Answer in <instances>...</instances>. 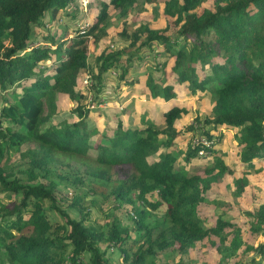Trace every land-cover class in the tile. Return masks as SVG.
Returning a JSON list of instances; mask_svg holds the SVG:
<instances>
[{"label": "trees", "instance_id": "16d2710c", "mask_svg": "<svg viewBox=\"0 0 264 264\" xmlns=\"http://www.w3.org/2000/svg\"><path fill=\"white\" fill-rule=\"evenodd\" d=\"M71 1L0 0V92L11 94L0 107V195L15 196L0 203V263L5 258L14 264H116L102 249L108 245L119 253L120 264H159L160 256L169 255L178 256L172 264H184L182 257L198 246L207 253L201 260L205 264L216 254L220 262L234 263L238 251L254 252L249 262L260 264L264 241H251L264 233V203L243 213L248 221L245 231L222 216L205 227L199 212L208 190L226 174L227 164L216 147L220 129L233 131L236 153L245 167L264 163V0H100L85 27L72 28L71 33L65 28L57 33H49L47 27L38 30L45 13L54 15ZM114 13L122 25L117 37L133 50H102L93 68L88 56L108 35ZM131 17L129 31L125 21ZM153 46L162 60L142 79L132 80L128 73L133 59L141 58L139 49L151 51ZM111 68L120 71L116 75L124 85L142 82L152 100L171 101L180 92L209 99L210 109L196 115L193 123L202 126L197 135L212 142L201 147L202 156L191 144L183 156L184 162L210 158L209 162L191 174L174 167L169 151L179 135L174 121L185 114L176 104L160 109L159 122L129 127L117 121L110 134L102 133L103 141L89 142L96 129L86 128L90 116L83 108L79 73L94 77L96 91ZM56 94L76 103L79 118L62 128L41 129L55 113ZM27 140L35 148L25 150L20 174L12 172L3 161ZM76 165L91 181L113 182L114 200H138L131 205L133 238L131 228L118 218L85 224L82 194L71 196L66 209L56 206L59 184L83 188L72 169ZM232 185L234 197L245 196L246 174L233 179ZM47 202L58 211L60 222L51 224L44 215ZM160 205L165 206L163 214L148 224L150 209Z\"/></svg>", "mask_w": 264, "mask_h": 264}, {"label": "rangeland", "instance_id": "374dc122", "mask_svg": "<svg viewBox=\"0 0 264 264\" xmlns=\"http://www.w3.org/2000/svg\"><path fill=\"white\" fill-rule=\"evenodd\" d=\"M100 0H72L66 7L59 9L54 15L45 13L43 17V26L38 27V30H42L45 27L48 28V32L57 33L61 32L64 28L67 32L71 33L72 28L85 27L87 23L91 21L94 14L99 9ZM107 1V0H105ZM209 4V3H208ZM152 6L149 7L146 12L150 15ZM141 14L140 16H142ZM139 16V18H140ZM117 14L112 15V22H114L108 31V35L100 38L97 50L95 54L88 56L89 64L94 68L95 55H98L102 50H115L124 48L126 52H131L133 48L126 47V42L122 41L117 37V31L121 29V19L118 20ZM143 17V16H142ZM141 17V19H142ZM133 20H138L134 19ZM125 26L127 30H133L132 17L126 19ZM152 27L156 28L157 25L151 21ZM36 37L39 36L36 31ZM41 37H39L40 39ZM156 54V47H152L149 51L146 48H140L138 55L140 59L136 58L132 61V68L128 75L132 80L135 78L142 79L143 74H146L148 70L153 69V65L159 63L162 58L154 55ZM43 63H48L45 61ZM119 70L111 68L109 71L103 74V85L98 86L97 90L92 88L97 85L93 76H89L83 72L79 73L81 79L82 90L84 92L85 99L83 102V108L89 110L90 119L86 121V128H95L96 132L88 138V141L95 140L98 138L103 141L102 133L110 134L116 125L117 121L122 123V126H138L144 125L146 122H159L161 116V108H166L171 104H176L179 108L185 109V114H181L179 118L174 121V128L179 132V135L174 139V144L169 148L175 157L174 167L182 168L186 173L191 174L196 169L201 168L204 163L209 162L210 158L206 161L195 160L192 158L189 162L183 161L187 146H190V142L194 135L201 133L202 126L197 123H193L196 115L202 113L205 114L210 109L209 99L206 97H197L195 95H188L187 92H180L176 95V98L171 101L152 100L149 96L147 88H145L142 82L132 83L124 85L122 81L118 80ZM153 75L158 73L152 71ZM86 79V84L83 80ZM11 99V94L7 91L0 92V107L3 106V100ZM95 100L98 102L94 104ZM5 101V102H6ZM5 104V103H4ZM56 110L55 113L40 126L41 129L56 126L62 128L66 124L75 122L79 118V114L75 110L76 103L71 100L68 95L62 96L61 94L55 95ZM188 125H192L193 130L187 129ZM232 131V130H231ZM219 130L220 142L216 146L220 151V155L227 164L226 174L223 177L221 183L211 187L206 194V201L202 204L199 216L201 217L202 224L205 227H209L214 224L217 217L222 216L225 219L233 221L240 230L245 231L248 221L247 217L243 214L245 211L255 209L259 204L264 203V163L257 162L255 167H245L239 159L236 153V145L233 141V131ZM35 148V144L29 140L23 143L19 149L10 150L7 154V158L3 161L7 168L11 169L12 172H18L24 165L23 154L25 150ZM151 160L156 159V154L150 157ZM76 174L82 179L83 188L74 186L73 189L70 186L58 185L56 187L57 201L56 206L58 208L66 209L68 202L71 200V196L78 195L83 196L81 201V207L83 210L81 213H87L85 224H103L107 220L118 218L125 225L129 226L130 237H134L135 233L132 227L133 219L135 217L131 205L136 206L138 200L135 197L130 196V201L124 202L119 198V201L114 200L110 193L113 182L105 184H98L94 181L87 179L83 172L78 173V168H72ZM240 174H246L248 179V185L245 188V196L236 198L232 195L233 185L232 181ZM19 176V175H18ZM115 175L112 173L110 177L114 181ZM2 194V193H0ZM4 195V194H3ZM0 195V203L7 204L9 201H13L15 196L12 195L10 198H6ZM149 200H154L150 197ZM42 206L44 215L47 217L51 224L60 222V215L58 211L49 206L48 202L43 203ZM149 206L147 205V208ZM150 208V207H149ZM165 206L160 205L158 208H151L149 224L152 220L158 219L164 212ZM1 216V212H0ZM27 213H23V217H27ZM3 225V220L0 219V226ZM264 241V233L252 237L251 243L256 245ZM106 250L107 255H110L109 259L116 264H120L121 258L114 247L104 245L102 249ZM203 248L198 246L194 249H190L189 252L182 257L184 264H205L206 261H201L202 256H206ZM254 252L242 253L238 251L235 253L233 259L235 264H251L249 262ZM169 258V259H167ZM164 258L160 256L159 264H172L178 260V256H168ZM213 261L208 264H234L225 259L224 262H220V256L214 255ZM259 257L256 256L255 260ZM249 262V263H248ZM0 264H14L5 258L2 259ZM260 264H264L263 256L260 257Z\"/></svg>", "mask_w": 264, "mask_h": 264}, {"label": "built area", "instance_id": "2783aa9c", "mask_svg": "<svg viewBox=\"0 0 264 264\" xmlns=\"http://www.w3.org/2000/svg\"><path fill=\"white\" fill-rule=\"evenodd\" d=\"M83 83L86 84V79L83 80ZM212 140H208L203 136L195 135L193 136L191 143L192 147H197V155L202 156L205 154V150L201 147H208L211 144Z\"/></svg>", "mask_w": 264, "mask_h": 264}]
</instances>
